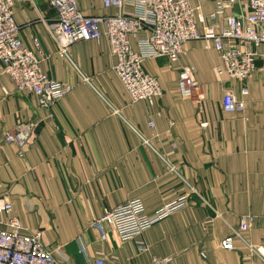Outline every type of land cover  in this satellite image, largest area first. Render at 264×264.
I'll return each mask as SVG.
<instances>
[{"label": "crops", "instance_id": "crops-1", "mask_svg": "<svg viewBox=\"0 0 264 264\" xmlns=\"http://www.w3.org/2000/svg\"><path fill=\"white\" fill-rule=\"evenodd\" d=\"M215 1L192 0L204 24ZM77 4L87 15L116 11L100 0ZM233 11L247 12V0H236ZM230 13L231 6L224 15ZM13 16L41 69L71 89L41 107L0 75V197L12 206L0 213V228L15 216L21 233L41 232L57 264H93L99 256L110 264H150L156 257L169 264H264V46L256 70L232 80L216 73L220 57L211 44L189 40L175 63L163 56L143 62L162 95L154 104L131 102L104 37L75 42L60 56L49 30L56 11L45 0H14ZM185 64L194 68L200 97L177 90ZM242 88L244 110L224 111V92L241 97ZM19 122L34 123L22 147L5 140ZM182 195L183 207L128 241L100 220L132 198L152 212ZM246 214L255 217L252 226L233 235L232 249L222 248Z\"/></svg>", "mask_w": 264, "mask_h": 264}, {"label": "built area", "instance_id": "built-area-1", "mask_svg": "<svg viewBox=\"0 0 264 264\" xmlns=\"http://www.w3.org/2000/svg\"><path fill=\"white\" fill-rule=\"evenodd\" d=\"M56 11V20L49 25L51 36L58 45L60 56L78 41L104 37L114 57L113 70L131 102L154 104L162 95L158 79L143 69L146 59L166 57L169 63L178 61L183 44L189 40H203L219 53L220 63L215 66L218 75L226 74L232 80H244L255 70L258 48L264 46V0H247L248 11H233L236 0H216L205 16L197 11L192 0H100L104 7L115 8L114 14L87 15L78 7L77 0H45ZM14 0H0V75L6 74L18 90L33 94L41 107H50L71 89V84L49 76L40 67L36 50L23 45L19 26L13 16ZM231 6V13L225 14ZM223 15L220 23L215 22ZM198 23H202L199 29ZM35 44L37 41L35 40ZM177 90L181 97H200L201 86L191 65L178 70ZM246 88L241 97L232 90L222 96L226 112H242ZM153 125L152 120L148 122ZM34 123L19 122L5 140L19 147L29 142ZM186 203V195L179 196L163 206L147 212L140 198H132L109 209L101 218L112 227L119 241H128L152 224L158 222ZM11 203L0 197V213L11 212ZM255 217L242 216L232 235L220 242L225 249L233 248V235L252 226ZM7 228H0V264H57L52 250L41 242V232H20L15 216L8 217ZM97 227L104 237L102 227ZM170 258L156 257L150 264H169ZM93 264H110L102 256Z\"/></svg>", "mask_w": 264, "mask_h": 264}]
</instances>
